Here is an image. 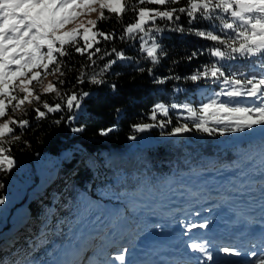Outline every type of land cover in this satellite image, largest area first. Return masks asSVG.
<instances>
[{
    "label": "trees",
    "instance_id": "16d2710c",
    "mask_svg": "<svg viewBox=\"0 0 264 264\" xmlns=\"http://www.w3.org/2000/svg\"><path fill=\"white\" fill-rule=\"evenodd\" d=\"M179 6H186V0L167 7ZM109 15L105 10V16ZM177 15L181 17L178 23L187 28L189 18L186 13ZM132 18L133 12L129 10L123 14L122 20L118 21L114 14H111L110 19L100 20L98 28L114 32L116 38L112 41H103L101 38L102 42L98 46L109 50L116 47L118 50L123 49L126 55L141 57L137 51L139 41L133 47V41L122 42L119 39L123 27ZM157 23L161 26L169 24L159 19ZM193 27L207 29L211 23L197 17ZM158 40L168 55L154 66L156 76H168L170 73L189 75L215 59L205 54L191 63L186 61L185 57L192 51L212 45V42L194 35L166 30ZM69 52L71 56L61 59L76 69L81 63H88L86 56L75 54L71 48ZM174 60L178 63L174 64ZM104 62L98 61V66L102 67ZM220 63L225 65V71H241L257 77L264 73V54ZM139 66L152 67L144 59H141ZM136 69L137 65L133 62L118 61L105 74L106 82L102 86L87 83L78 86V89L82 87L91 95L82 102L83 108L71 124L63 121L59 125L54 123L61 116L67 117V110L49 113L43 120L35 119L32 108L39 107L35 103L24 106L26 115L20 111L15 114L17 119L30 121V127L23 130L21 140L11 146V155L15 160L33 158L42 153L56 154L64 149H71L72 154L62 160L61 166L46 181L45 186L28 199L26 205L30 214H23L2 224V264H57L62 251L67 254L66 257H71V253L78 249L77 243L87 233L100 230V224H106L109 216L120 212L112 207L120 206L124 209L123 217L131 221L135 219L134 213L137 211L153 210L157 217L168 213L177 215L182 209L172 212L173 206H166L162 201L181 192L194 194L196 190L203 193L221 174L228 177L231 173L242 170L248 172L255 165H264L262 134L241 135L236 139L231 133L208 136L191 132L177 137L161 136L160 128L134 133L135 124L152 122L148 119L149 109L156 103L175 100L198 106L205 98L201 91L203 81L199 82V86L183 79L156 85L152 76L147 72L141 74ZM87 71L91 73L92 70ZM77 74L76 71L67 72L63 77L67 83L62 87L57 85L60 91L73 90ZM50 77L52 82L56 81V77ZM112 85H115V89ZM175 87L182 91L174 93ZM212 90L209 88L205 95H210ZM36 91L42 92L38 88ZM41 99L49 103L60 102L54 93L45 94ZM170 115L172 125L164 129L165 132L176 124L175 111ZM158 119L164 117L158 116ZM73 127H82L83 131L74 133L71 130ZM107 128L114 130L105 136L99 134L100 130ZM21 131L17 127L14 134L20 135ZM133 134L137 139L129 140L128 137ZM142 134L150 136L149 144L141 143ZM10 178V172H0V184L4 185L0 187V197H3ZM74 246L77 247L73 249Z\"/></svg>",
    "mask_w": 264,
    "mask_h": 264
},
{
    "label": "snow or ice",
    "instance_id": "6c2138e0",
    "mask_svg": "<svg viewBox=\"0 0 264 264\" xmlns=\"http://www.w3.org/2000/svg\"><path fill=\"white\" fill-rule=\"evenodd\" d=\"M179 4L181 0H0V172L7 173L14 168L16 161L11 155V146L20 141L23 130L30 127L29 120L16 118L18 111L26 115L25 105L38 104L39 107H33L32 111L35 119L43 120L49 113L67 110V117L61 116L54 123L59 125L63 121L71 124L83 108L82 102L91 95L78 86L85 83L102 86L106 82L105 74L118 61L135 63L136 70L141 74L147 72L156 85L182 79L198 86L200 81L204 82L201 91L205 98L198 106L175 100L156 103L149 109L148 119L152 122L135 124L134 133L160 128L161 136L168 137L191 132L223 136L260 129L264 136V73L257 77L241 71H225V65L220 63L264 54V0H186V6L167 7ZM105 10L110 14L107 17ZM129 10L133 12L132 21L123 27L119 39L122 42L133 41V47L139 41L137 51L141 57L126 55L123 49L116 47L109 50L98 46L102 40L116 38L114 32L100 30L98 22L110 19L111 14L118 21L122 20L123 14ZM90 13H97L98 19L88 20L86 24L81 22L77 27L65 30L66 25L79 16ZM177 13H186L189 18L187 28L178 23L181 17ZM197 17L210 22L211 27H193ZM158 19L169 24L161 26ZM166 30L212 42L211 46L194 50L186 56L188 63L205 54L215 59L189 75L170 73L168 76H156L154 66L168 55L158 40ZM70 48L75 54L86 56L88 63H81L76 69L61 59L72 55ZM141 59L147 60L152 67H140ZM98 61H105L102 67L98 66ZM87 69H91V73ZM71 71L78 73L73 90L62 92L60 87L67 83L63 77ZM48 76L56 77V81L44 85L43 81ZM37 87L42 88V92L38 93ZM112 87L115 89V85ZM209 88L213 89L211 94L205 95ZM181 91L178 87L173 89L174 93ZM53 93L60 102L49 103L41 99L43 95ZM173 110L176 124L165 132L163 130L172 125L170 113ZM158 116L164 119H158ZM17 127L22 130L20 135L14 134ZM71 130L79 133L83 128L73 127ZM113 130L102 129L99 134L105 136ZM128 139L136 140L137 136L133 134ZM0 187L4 185L0 184ZM4 202L0 197V204ZM182 226L187 234L194 229L207 228L208 224L193 220ZM188 247L202 254L200 264L213 260L205 244L192 242ZM252 248L255 249L256 245ZM218 251L226 256L241 255L239 250L231 247H221ZM127 252V248L119 250L104 264H112L113 260L128 264ZM247 260L248 264H264V246L259 253L250 251Z\"/></svg>",
    "mask_w": 264,
    "mask_h": 264
},
{
    "label": "rangeland",
    "instance_id": "374dc122",
    "mask_svg": "<svg viewBox=\"0 0 264 264\" xmlns=\"http://www.w3.org/2000/svg\"><path fill=\"white\" fill-rule=\"evenodd\" d=\"M97 17V13L81 15L72 23L66 25L65 30H70L71 28L77 27L81 22H84L86 24L88 20H95ZM50 81L51 77L48 76L44 79L43 83L44 85H46ZM37 88L42 90V88L40 87ZM258 134H261V130L255 129L250 130L244 134H234V138L237 139L241 135L256 136ZM145 135L150 138L149 135ZM71 154V149H64L56 154L42 153L37 154L33 158H27L21 161L15 160L16 164L10 171L11 178L3 194L5 202L3 204H0V229L2 224L6 223L8 220L19 218L23 214H30V211L26 205L28 199H31L35 193H38L40 189L45 186L46 181L51 176H53V174H55L58 168L61 166L62 160L67 159V157H70ZM219 176L221 177L215 179L214 184L210 185V187L207 186L206 191H203V193L196 190H194V194H185L184 192H181L171 198L163 200L162 202L166 206H168V204L173 206L174 210H172V212L182 209V211H179L177 215L168 213L157 217L155 215V211L153 210L144 212L137 211L134 213L135 219L131 221L123 217L122 214L124 209H121L120 206L112 207V209L120 212H116L114 216L111 215L106 219V222L108 221L109 225L107 226L108 222L106 224L102 223L99 225L100 230L93 231L91 232V234L90 232L87 233L86 237L82 238L81 242L77 243L78 249L74 253H71L73 255L72 258L69 257V259L68 257H66L67 254H64V251H62V254L64 255L62 257L61 254V256L57 258V264H76L77 260H80L81 264H83L84 260L87 257V252L88 254L93 252V249L96 250L98 246L96 243L97 240L95 239L96 237H98L99 239H103V242L107 243L112 241L115 237L119 238L120 236V239L122 238V241H124L125 238L127 240L133 238L134 234L136 237L140 234L139 238L136 241L138 245L146 239L151 240V238H153L152 236H149L148 238L145 231H148L150 229V234L153 235V233L156 232L158 226L164 227L166 225H169L171 229H166L162 232V235L160 232H158L160 233V235L158 236L157 241L166 242V238H168V236L170 235L176 237H184L185 233L182 232L180 234H176L175 230L181 229L183 227L182 224H187L188 222L193 220H195L196 222H207L208 227L199 230H211L218 228L217 226H221L223 219L234 217L236 220H238L240 217V213L238 211L239 204H241L242 201L246 202L248 197L258 193V188L264 187V165H255L251 171L246 172L242 170L239 173H231L228 175V177H224V174H221ZM244 211L245 209H242V212ZM154 225L157 226H155V228H151ZM110 229H112V233H107ZM142 231L145 233L141 235ZM123 232H126V236L124 238L122 237ZM125 245L128 244L121 243L122 247L120 249H128L126 258L133 257V250H136L139 247L137 245L133 247H130L132 245ZM149 245L151 247L155 246V244L151 243H149ZM76 247L74 246L73 249H75ZM164 250L167 249L164 248L161 251ZM98 254L99 251L96 254V257ZM194 261L196 260L194 259ZM148 262L149 263L147 264H152L150 263L151 260ZM221 263L248 264V260L233 263ZM167 264H170V262H167ZM175 264L179 263L176 262ZM193 264H195V262Z\"/></svg>",
    "mask_w": 264,
    "mask_h": 264
},
{
    "label": "bare ground",
    "instance_id": "6f19581e",
    "mask_svg": "<svg viewBox=\"0 0 264 264\" xmlns=\"http://www.w3.org/2000/svg\"><path fill=\"white\" fill-rule=\"evenodd\" d=\"M261 195H262V197L260 198L261 199L260 201H262V199H264V192ZM254 199L255 198H251V199H248L246 202L239 204V209H240L239 211L241 212V209H244V208H246V210H248V209L252 210V206H253V203L252 202H254L252 200H254ZM258 204H261V202H259ZM253 211L254 210H252L251 212H249L246 215L247 217L245 215L241 216L240 222L241 221L244 222V220H247V221L249 220V222L250 221H255L256 215L253 214ZM240 222L237 221V220H235L234 218H230V220H228V219L223 220L222 225H226V226H220L221 229H220V231H219V233L217 235H234V236L240 235L238 233L245 232L246 230H248L246 228H248L249 226H245V228L242 227L241 229H238L237 231H234V232L233 231H230L231 234L229 232V230L233 226H237L238 225L236 223H240ZM263 223L264 222H262L261 225H263ZM155 226H157V225H154L151 228H155ZM166 229H170V228H168V227L160 228V226H158L156 232L153 233V235L150 234L151 233V230L150 229L148 231H145L146 232V236L148 238H149V236H152L153 238H151V240H149V239L147 240L146 239L141 244H138V245H137L136 241L139 238V235L140 234L137 237L134 234L133 235V238L129 239L128 241H125L129 245H132V246H136L137 245L139 248L144 249V252L143 251H139L138 254L135 255V258H136L135 261L137 260L135 264H145V263L147 264V263H149L148 261H150V260H151L150 263H152V264H167V262H169V261L164 260V257H166L165 254L164 253H161L159 251V250H162L164 248H171V250L170 249L168 250V255L171 256L174 264L176 262L179 263V264H182V263H185V264H188V263L189 264H193L194 263L193 257L190 256V255H188L187 252L184 251V249H185L184 248V245L186 246V249L189 250L188 244L190 243V241L192 239H202V238L203 239H206V237L204 235L202 236L203 232L200 231V230L195 229L193 231V234H192L193 236H191L189 238H187V237H184V238H182V237L176 238V236H175V237H173V238L170 239V243H165V242L160 241L156 245L155 243L157 242L158 236L160 235V233L162 235V232L165 231ZM158 230H160V231H158ZM252 230H250V231H252ZM143 231H142V233L140 232L141 235L143 233H145ZM207 231L209 232L210 230H207ZM259 231L260 230H258L257 232H254V233L258 234V233H260ZM158 232H160V233H158ZM175 232H176V234H180L182 232H185V228L182 227L181 229H176ZM262 233H264V232H262ZM249 234L250 233H248V235ZM113 241L119 242V241H122V238L120 239V236H119V238H116ZM149 243L155 244V247L154 248L153 247L147 248ZM205 246H206L208 252H212L213 256H215V259L214 260L209 261V262H205V264H221L220 261L216 258V257H218L217 255L220 252H217L216 253L215 250H213L212 248L209 247L208 243H205ZM119 249H120V247H119ZM172 249H173V251L176 250V252H174L173 254H172ZM247 249L248 248H245L244 251H246ZM254 251H257V253H259L260 249L259 250H254ZM240 259H244L243 261H246L247 260V258H245L244 256H242ZM182 261H184V262H182Z\"/></svg>",
    "mask_w": 264,
    "mask_h": 264
},
{
    "label": "water",
    "instance_id": "95a60500",
    "mask_svg": "<svg viewBox=\"0 0 264 264\" xmlns=\"http://www.w3.org/2000/svg\"><path fill=\"white\" fill-rule=\"evenodd\" d=\"M140 139H141V143L143 144V145H147V144H149L150 143V138L148 137V136H146L145 134H142L141 136H140Z\"/></svg>",
    "mask_w": 264,
    "mask_h": 264
}]
</instances>
